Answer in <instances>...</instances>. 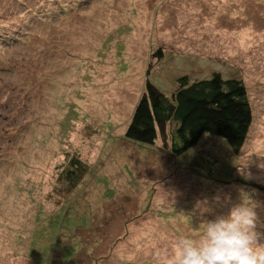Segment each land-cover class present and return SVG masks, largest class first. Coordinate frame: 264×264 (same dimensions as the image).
<instances>
[{"label": "rangeland", "instance_id": "374dc122", "mask_svg": "<svg viewBox=\"0 0 264 264\" xmlns=\"http://www.w3.org/2000/svg\"><path fill=\"white\" fill-rule=\"evenodd\" d=\"M0 41V264H156L248 201L264 233V0H0ZM213 73L247 91L237 153L124 136L146 80Z\"/></svg>", "mask_w": 264, "mask_h": 264}, {"label": "trees", "instance_id": "16d2710c", "mask_svg": "<svg viewBox=\"0 0 264 264\" xmlns=\"http://www.w3.org/2000/svg\"><path fill=\"white\" fill-rule=\"evenodd\" d=\"M251 122V107L241 80L213 73L209 78L191 81L183 75L177 79V87L171 95H166L149 80L145 81L124 136L151 145L159 131L163 139L168 138L171 153L178 156L209 133L223 138L237 153ZM170 126L167 132L166 127ZM70 166L64 172L67 180L83 168L76 159L70 160Z\"/></svg>", "mask_w": 264, "mask_h": 264}, {"label": "clouds", "instance_id": "9594fccd", "mask_svg": "<svg viewBox=\"0 0 264 264\" xmlns=\"http://www.w3.org/2000/svg\"><path fill=\"white\" fill-rule=\"evenodd\" d=\"M201 214L207 207L198 202ZM256 205H233L226 214L203 220L198 237L180 236L171 249L154 251L156 264H264V233L257 231Z\"/></svg>", "mask_w": 264, "mask_h": 264}]
</instances>
